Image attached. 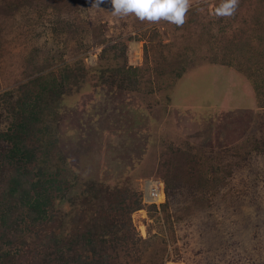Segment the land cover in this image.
<instances>
[{"label": "rangeland", "instance_id": "374dc122", "mask_svg": "<svg viewBox=\"0 0 264 264\" xmlns=\"http://www.w3.org/2000/svg\"><path fill=\"white\" fill-rule=\"evenodd\" d=\"M220 2L193 0L177 27L113 17L111 0H0V131L37 114L58 214L91 199V180L141 199L136 245L106 246L109 264H264V0L230 18Z\"/></svg>", "mask_w": 264, "mask_h": 264}, {"label": "trees", "instance_id": "16d2710c", "mask_svg": "<svg viewBox=\"0 0 264 264\" xmlns=\"http://www.w3.org/2000/svg\"><path fill=\"white\" fill-rule=\"evenodd\" d=\"M28 105L26 101L20 102L19 111H25ZM29 114L0 131V139L10 143L0 145V166L7 164L8 170L13 172L9 178L0 177V264H49L50 260L59 264H109L111 255L105 251L106 246L115 251L121 244L136 245V234L132 232L129 219L130 214L141 207V199L133 201L132 205H123L122 199L102 196V188L91 180V199L77 197L80 206L66 214L67 217L60 216L53 203L56 197L53 192L61 191L63 183L56 177L57 170L48 172L47 176L38 163L39 146L33 142V137L39 141V134L43 132L35 126L39 120L37 114ZM29 136L31 140L26 142ZM34 161L36 171L32 172L27 166ZM39 235L43 238L41 249L32 246L29 240ZM97 245L101 248L97 249ZM130 249L133 252L134 247ZM87 250L98 255V259L88 260Z\"/></svg>", "mask_w": 264, "mask_h": 264}, {"label": "clouds", "instance_id": "9594fccd", "mask_svg": "<svg viewBox=\"0 0 264 264\" xmlns=\"http://www.w3.org/2000/svg\"><path fill=\"white\" fill-rule=\"evenodd\" d=\"M192 3L193 0H111V14L121 19L134 16L142 22L164 21L182 27L187 22ZM238 6L239 0H221L212 14L217 18H230Z\"/></svg>", "mask_w": 264, "mask_h": 264}, {"label": "built area", "instance_id": "2783aa9c", "mask_svg": "<svg viewBox=\"0 0 264 264\" xmlns=\"http://www.w3.org/2000/svg\"><path fill=\"white\" fill-rule=\"evenodd\" d=\"M162 194V197L164 199L165 193L164 190L162 191L160 187H157L156 185L153 186L151 190H149L147 193L144 194V202L148 204H159V195Z\"/></svg>", "mask_w": 264, "mask_h": 264}]
</instances>
